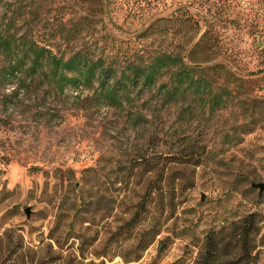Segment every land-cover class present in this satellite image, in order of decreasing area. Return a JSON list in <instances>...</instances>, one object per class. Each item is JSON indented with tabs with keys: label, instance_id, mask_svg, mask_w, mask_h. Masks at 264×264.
<instances>
[{
	"label": "rangeland",
	"instance_id": "rangeland-1",
	"mask_svg": "<svg viewBox=\"0 0 264 264\" xmlns=\"http://www.w3.org/2000/svg\"><path fill=\"white\" fill-rule=\"evenodd\" d=\"M4 16L55 54L82 50L120 72L162 53L188 61L199 22L211 44L196 64L219 69L204 97L163 105L139 85L113 106L97 83L60 91L11 74L0 52V235L52 245L63 264H192L211 229L256 213L264 264V190L253 187L264 185V72L252 75L264 70V0H0ZM149 190V212L119 230Z\"/></svg>",
	"mask_w": 264,
	"mask_h": 264
},
{
	"label": "trees",
	"instance_id": "trees-1",
	"mask_svg": "<svg viewBox=\"0 0 264 264\" xmlns=\"http://www.w3.org/2000/svg\"><path fill=\"white\" fill-rule=\"evenodd\" d=\"M17 20L14 16L0 18V52L10 59L7 70L11 74L40 75L49 85L60 91L68 87L92 89L97 83L100 99L106 100L113 106H122L121 93L126 98L132 86L140 85L150 90L156 87L163 105H170L189 95L204 97L206 91L216 82V79L209 78L207 73L217 72L219 66L203 68L196 64L198 54L205 52L211 44L209 30L202 33L203 29L199 26V22L195 24L196 38L202 35L192 42L193 51L188 61L179 54L162 53L152 57L149 62L132 64L120 72L114 63H108L102 57L93 58L88 52L80 50L68 57L58 55L47 45H42L27 35L19 36L14 30ZM70 41V38H65V42ZM263 72L264 70L252 75ZM113 79L116 81L110 84ZM221 102V97L214 95L211 98V107L214 109ZM161 193L165 194L163 189ZM146 194L148 196L140 208L119 230L126 227L128 230L135 229L142 214L149 212L148 201L153 191L149 190ZM260 223L259 215L252 213L228 225L211 229L192 264H256ZM159 234L160 231L155 233L154 238L149 242H144L143 239L137 248L142 253L146 252ZM146 235L148 234H144V238ZM167 240L168 238L160 242L159 254L167 249ZM52 250V245L49 246L50 253L46 254L41 249L30 248L24 235L15 229H8L0 235V264H63V255H53ZM68 257L71 264L77 259V256L72 254ZM141 259L142 254L138 255L135 261ZM89 264L96 263L91 261Z\"/></svg>",
	"mask_w": 264,
	"mask_h": 264
},
{
	"label": "water",
	"instance_id": "water-1",
	"mask_svg": "<svg viewBox=\"0 0 264 264\" xmlns=\"http://www.w3.org/2000/svg\"><path fill=\"white\" fill-rule=\"evenodd\" d=\"M253 187H255V188H260L261 189V192L264 190V185H254ZM27 212H28V210H27ZM29 217V216H28Z\"/></svg>",
	"mask_w": 264,
	"mask_h": 264
}]
</instances>
